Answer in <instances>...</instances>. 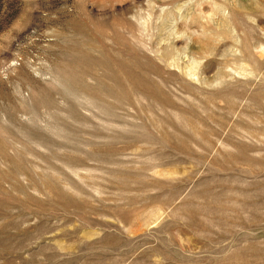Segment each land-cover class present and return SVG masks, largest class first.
<instances>
[{"label": "rangeland", "instance_id": "1", "mask_svg": "<svg viewBox=\"0 0 264 264\" xmlns=\"http://www.w3.org/2000/svg\"><path fill=\"white\" fill-rule=\"evenodd\" d=\"M0 264H264V0H0Z\"/></svg>", "mask_w": 264, "mask_h": 264}]
</instances>
